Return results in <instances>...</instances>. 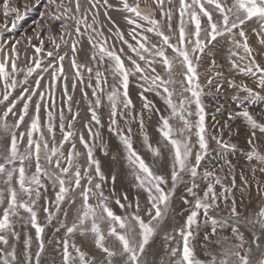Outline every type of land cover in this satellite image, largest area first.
<instances>
[{"label": "snow or ice", "instance_id": "obj_1", "mask_svg": "<svg viewBox=\"0 0 264 264\" xmlns=\"http://www.w3.org/2000/svg\"><path fill=\"white\" fill-rule=\"evenodd\" d=\"M153 2L166 18V23L163 25L160 20L153 17V10L141 9L140 0H134L132 4L128 0H119L118 10L128 14L125 17L127 24L133 26L129 31V36L135 43H129L124 38L123 32L117 31L116 35L135 54L136 58L132 56L122 58L124 49L114 50L115 46L108 47L103 30H97L95 27L98 23L96 19L99 15L98 6L102 3L105 8H112L113 5L109 4V0H86L87 9H84L81 0H36L34 9H45L39 16L40 20H43L49 27L42 28L39 20L34 21L39 29L37 32L39 46L34 47V55L31 57V64L26 65V71L25 68L17 65L20 52L16 46L21 41L15 40L7 54H5L3 43H0V81L3 82L4 88L0 103L8 101L6 110L0 116V180L5 186L0 188V264H33V261L35 264H41V255L45 251V227L38 222L36 204L41 197L42 190H47V181H50L56 190L57 213L65 200L69 205H73L76 203L75 197L80 199L79 206L74 209L72 223H67L68 213L65 211L64 220L59 222L56 231L59 232L63 228L66 237L77 233L85 238L91 237L94 250L99 252L98 257L90 255L82 251L81 247L74 242L70 243L68 239L62 238L60 241L62 264H149L146 257L150 242L162 230V221L170 209V200L175 194L176 185L183 182L186 175L191 177V183L186 185V189L193 200L185 198L184 204H192V208L184 224L178 230L180 242L170 247L168 251L166 264H264V184L256 182L258 202L246 209L238 210L236 198L230 195L232 189L236 187L234 166L230 160H226V174L221 177L215 172L203 171L202 179L208 183L202 193L196 191L199 187L196 184V178L200 175L201 162L209 152L205 123L206 112L201 99L204 90L197 72L199 59L205 54L208 43L216 41L219 36H230L237 49L230 52L231 56L249 62L245 68L241 69L237 60L233 59L232 67L244 72L245 75L255 76L258 73L259 87L264 90V67H261L252 55L253 49L248 43L244 30L248 22L258 25V28L253 31L259 37V44L264 45V0H231L230 3L226 0H178L174 6L173 0H153ZM165 3L169 5L168 9L164 8ZM21 7L26 10L24 13H21ZM29 8L33 6L27 2L12 6L9 2H3L2 14L5 23L0 24V29L14 30L17 27L16 21L23 19ZM175 10H178L179 26L176 41L172 42V36L165 34L163 28L167 27L171 33V20ZM87 11H93L91 23H88ZM214 13L218 20L213 19ZM9 17L12 18L10 28L7 23ZM185 17L188 18L187 21ZM202 17L206 18L207 27L205 28H202ZM65 18L75 21L74 31L77 34V40L70 45L72 52L70 66L74 70L72 91L76 90L77 83L92 89L91 98L87 92H82L90 111L85 124L90 139H85L83 133L77 136L73 130V125L76 119L80 118V113L79 111L72 113V95L69 94L68 77L65 75L63 65L67 53L59 55L60 44L56 42L57 37L52 34L51 25L55 23L62 32L59 40L65 44L68 43L64 37L65 35L70 36L71 33L65 31L68 27L64 23ZM141 21L146 22L148 27L145 28ZM189 24L194 25L192 32L186 31ZM80 25H84L86 31L91 30L88 39L94 51L89 59L95 67L77 62L75 54L81 35ZM138 29L145 33H153L160 37V41L150 42L147 35L137 32ZM44 33L48 34L49 41L57 50L55 54L57 64L49 61L47 66L41 68V61L35 54L44 51L42 38ZM92 34L101 39L95 40ZM236 36H239L241 40H237ZM31 39V37H26L25 43L31 45ZM0 40H2V33H0ZM168 49L172 52L171 56L168 54ZM241 49L245 54L243 56L240 55ZM46 55L53 57L54 53L48 51ZM125 60L128 61L129 66L127 67ZM138 60L144 61L147 68H142ZM157 63L162 66L166 76L157 72L154 66ZM214 66L215 60L212 61V67ZM38 69L41 72L50 73L48 90L45 92L40 91L43 75L38 74L33 85H28V78ZM149 71L155 75L149 76L147 74ZM177 71L181 76L179 80L175 79ZM84 72L88 73V81L84 79ZM20 73H24L25 87L21 90L22 94L15 98L16 102H12L9 100L11 95L9 89L17 88L19 81L16 77ZM105 73L110 74L113 79L111 91L108 92L104 87L108 82V75ZM137 73L139 79L144 81L141 85L143 89L140 94L142 106L138 121L137 117L132 114L134 105L128 93L129 77ZM215 75L219 76L220 73L217 72ZM56 82L62 85L61 107L58 109L61 131L59 142L56 141L55 136L56 113L52 111L56 104L51 89ZM212 83V79L207 81L209 86H212ZM176 85L180 86L179 94H177ZM33 86L35 91L32 90ZM230 86L246 94L245 100H241L239 96L235 98L242 109L230 118H243L252 130L251 137L247 141L250 148L245 152V158L249 162L256 161L259 171L264 174V150L259 149L255 141L257 131L264 134V122H258L244 106L246 102L254 104L257 100H264V96L244 85L238 86L230 83ZM220 87L222 86L217 85L216 90L219 91ZM145 92H152L160 97L167 109V115L161 114L158 117L159 137L155 141V146L146 133L143 135L144 146L152 156L151 162H147L134 148L131 138L132 128L128 126L122 129L117 120L120 116L128 125L137 121L139 130L143 132L144 110H147L149 117L160 111L144 95ZM33 96L38 101L34 104ZM46 96L49 104L46 109L47 122L42 126L40 112ZM63 98L67 100L68 112L71 114L67 125L64 123ZM20 101H24L21 110L15 113L16 121L10 125L8 117L13 114L16 103ZM105 101H107L106 104ZM193 104L195 110L192 108ZM30 105L34 109L32 116H29ZM104 106L109 109L108 131L117 136L124 146L126 150L124 158L137 182L136 186L147 194V206L143 209V216L140 214L139 200L136 201L134 212L121 216L114 213L109 206L108 197L104 195L102 182L105 176L101 173L99 160L94 158L95 141L101 134L98 128L93 130V124L103 126L98 109ZM193 116L197 117L195 121L190 119ZM25 117H29L30 123L25 124ZM22 124L25 125L26 131L18 135L17 130ZM193 135L197 137L199 149L195 156H193ZM25 136L27 137L26 148L21 153L19 143L24 141ZM77 139L85 150L83 153L86 157L84 171H81V153L76 148ZM212 139L222 150L221 155L224 152L236 151V146L225 142L222 136H213ZM64 144H68L69 148L64 149ZM105 155H107L106 146ZM162 157L170 165L171 187L167 189L165 186L168 185L169 178L153 170L154 166L160 164ZM42 160L43 163H41ZM33 167L34 171H30ZM93 170L99 177V182L95 184L90 174ZM250 171L254 177L256 170L250 169ZM114 179L113 177V181ZM229 179L230 183L225 184L224 181ZM82 180L84 184L81 183ZM240 180L243 190H247L250 187L248 177L241 173ZM217 185L221 189L219 193L216 191ZM77 189L79 191H76ZM230 198L231 204L229 205ZM124 199L127 197L125 196ZM221 199L227 208V214L225 216H220L218 213L210 215L211 210L221 208ZM90 200L93 202L90 203ZM115 203L121 208L131 207V205L122 204L119 199H116ZM21 211L26 213L27 217L21 216ZM44 211L47 213L48 224L57 219L56 214L50 211L47 205L44 206ZM17 219L21 222L26 219L27 223L35 229L37 241L35 253L32 252L31 236L26 237L23 247L17 250L15 242L21 239L15 228ZM209 224L211 227L207 229ZM202 227L206 229L202 244L206 250V259L203 260L197 258L193 243ZM224 229H227L226 233L223 232ZM246 232L248 233L247 238ZM210 237L215 239H210ZM109 239L115 242V246L108 243ZM164 239L175 240V236L168 234ZM210 244L215 245V248L209 249Z\"/></svg>", "mask_w": 264, "mask_h": 264}, {"label": "rangeland", "instance_id": "obj_2", "mask_svg": "<svg viewBox=\"0 0 264 264\" xmlns=\"http://www.w3.org/2000/svg\"><path fill=\"white\" fill-rule=\"evenodd\" d=\"M3 2H9L10 6L15 4H24L25 2L29 3L33 6V8H29L27 10V15L24 16L23 19L16 21L17 27L14 30L9 31L8 29H0V33H2V40L0 43H3L5 54L8 53L9 47L15 40H20L21 43L17 45V49L20 52V59L17 61L18 67L25 68L26 65L31 64V57L34 55V47L39 46V40L37 39V32L39 29L37 28L36 23L34 21L39 20L40 26L42 28H47L49 25L45 24L43 20H40V13L45 11L44 8L34 9L36 4V0H0V24L5 23L3 14H2V4ZM130 4L134 3V0H128ZM178 2V0H173V6ZM227 3H230L231 0H226ZM81 4L83 5L84 9L88 8V4L86 0H81ZM109 4L113 5L112 8H105L102 3L98 6L97 10L99 15L96 17L98 23L95 25L97 30H103L104 37L107 38L108 47L115 46L114 50H118L120 48L124 49L123 56H132L135 57V54L130 51L126 44H123L118 36L116 35L117 31L124 33V38L129 41V43H135L131 40L129 36V31L133 27L127 24L125 17L128 15L125 12H122L119 9V0H109ZM140 6L142 10H153V17L161 21L162 25L166 23V18L161 14V12L156 8L155 3L153 0H140ZM165 9L169 8V5L165 3ZM26 10L21 7V13H24ZM96 11V10H94ZM79 16V14H77ZM88 23H91L93 18V11L86 12ZM110 18V19H109ZM187 17L185 20L187 21ZM214 20H218L217 15L214 13L213 15ZM206 18L202 17V28L207 27ZM12 18L9 17L7 23L9 28L11 26ZM64 23L68 25L67 29L65 30L68 33H71L70 36L65 35L64 39L68 41L67 44L63 43L59 40V36L62 35L61 28L57 24H52V34L57 37L56 42L60 44L59 48V55H64L65 60L63 61L64 65V72L65 75L68 77V84H69V94L72 95V113L79 111L80 118H77L74 125L73 130L76 132L77 136L80 133H83L85 139H90L87 130L85 129V124L88 121L90 116V111L88 109V102L82 96V92H87L89 94V98H91L92 89L86 87L84 84L77 83V87L75 91H72L71 84L73 82V72L74 70L70 66V58L72 56L70 45L73 41L77 40V34L75 33V21L74 20H67L64 19ZM143 26L146 28L148 27L147 23L141 21ZM172 31L169 33L167 27L163 28L165 34H170L172 36V42L176 41V33L178 32L179 26V19H178V10L174 11L172 20ZM81 27V35L79 36V42L77 43V52L75 54L77 62L81 64H88L89 67H95L93 62H90V57L93 54L94 49L92 48L91 44L89 43V34L91 30H85L84 25H80ZM258 28V25L254 24L253 22H248L244 26V30L248 37V43L250 47H252L253 52L252 55L255 57L256 62L264 67V45L259 44V37L255 34L253 29ZM194 30V25L189 24L186 31L192 32ZM138 33L141 35H147L149 41L152 43H158L160 41V37H157L153 33H145L142 30L138 29ZM94 39L99 41L101 38L92 34ZM203 36V33H202ZM31 37V45L25 43V38ZM44 41V51L40 54H35L41 61V68H44L49 64L51 61L53 64H57V60L55 58L56 49L54 45L49 41L48 34L44 33L43 36ZM237 40H241L239 36H236ZM190 46V45H189ZM236 47L232 43V38L230 36H219L217 37L216 41H211L208 43L207 47L205 48V54L200 57L199 59V66L197 68V72L200 76V84L203 86V96L201 97L202 102L205 106L206 118L205 123L207 127V138L209 143V152L208 155L204 158L201 162L200 166V175L196 178V184L199 187L196 189L198 193H202L205 189V185L208 181L202 179V173L205 170L215 172L216 175L223 177L227 172V165L225 163L226 160H230L232 165L234 166V171L236 175V187L232 189L231 196H234L237 201L238 210L246 209L250 207L252 204L258 202L259 197L256 195V182L259 181L261 184H264V174H261L259 171V165L256 161L249 162L245 158V152H247L250 148V145L247 143L249 138L251 137L252 130L247 125V123L241 117L230 118L234 113L240 111L242 106L238 104L235 100L237 96L240 97L241 100H245L246 94L239 90L238 88H234L230 86V83L235 85H244L248 88L259 92L261 96H264V90H261L258 84L259 81V74L252 76V75H245L244 72L234 69L232 67V60L236 59L240 65V68H245L249 62L248 60H239L237 57L231 56V51H236ZM48 51H52L54 53L53 57H48L46 53ZM169 56L172 55L170 49L167 50ZM240 55H245L240 50ZM158 59V58H157ZM215 60V66L212 67V61ZM142 68H147V65L144 61L138 60ZM126 67L128 65V61L125 60ZM107 65H105L106 67ZM156 70L161 75L166 76L162 66L157 63L154 65ZM255 70V69H254ZM83 71V69H81ZM220 73L219 76H216L215 73ZM39 75H43L44 79L41 80V92H45L48 90V82L50 80V73L48 72H41L39 69L37 72L33 73L31 77L28 78V85L32 86L33 81L37 79ZM108 75V82L104 86L105 91H111V85L113 84V79L110 74L105 73ZM149 76L155 75L150 71L147 73ZM181 78L179 71L175 73V79L179 80ZM16 79L19 81L18 86L15 90L9 89L11 93L9 100L12 102H16V97L21 93V90L25 85L23 84L24 80V73H20ZM84 79L88 81V73L84 72ZM212 79V86L207 84V81ZM93 83H95L93 81ZM144 84V81L139 79V74H135L129 77V87L128 93L129 97L132 100L134 105L132 114L137 117V121L139 119V115L141 113V106H142V99H141V92L143 91L141 85ZM220 85V90H216V86ZM177 94H179L180 86L176 85ZM61 89L62 85L59 82H56L53 85L51 91L54 93L55 96V104L56 107L52 109L54 113H56L55 124L57 125L55 136L56 141L59 142L61 139V131L59 128L60 119H59V112L58 109L61 107ZM32 90L35 91L34 86ZM4 92L3 82L0 81V100H2V94ZM145 96L148 97L149 100L153 102L155 107L160 111L158 113L151 114L149 117V113L147 110H144V130L141 132L138 128L137 121L131 122L130 125L126 124L124 119L120 116L117 117L118 122L120 123L121 128H126L130 126L132 128V142L134 148L145 158L147 162H151L152 156L151 153L147 151L143 143V135L146 133L150 140L153 142L155 146V141L159 137V133L157 131V121L159 115H167V109L164 104V101L156 96L152 92H145ZM33 104L38 102L35 96L32 97ZM63 110L65 115L64 123L67 125L70 120L71 114L68 112V102L66 98H63ZM24 101H20L16 103V108L13 110V114H10L8 117V123L11 125L16 121L15 113L21 110L22 103ZM107 101H105V104ZM8 105V101H4L0 103V116L3 115V112L6 110V106ZM48 98L45 97V102L41 106V124L42 126L46 125L47 117H46V109L48 108ZM250 114L253 115L254 118L257 119L258 122H264V100H257L254 104L245 103V105ZM193 110H195V105H192ZM219 109V110H218ZM34 112L33 106L30 105L29 107V116H32ZM98 114L100 115L102 127L95 126L93 124V130L98 128L100 132V137H98L95 141L96 147L94 149V158L99 160L100 162V170L101 173L105 176V180L102 182V189L104 195L108 197L109 206L112 208L114 213L117 215H126L128 213H132L135 211V204L136 201L139 200L140 203V214L143 216V209L147 206L146 202V192L143 189L138 188L136 186V181L132 175V172L128 166L127 160L124 158L126 154V150L124 146L120 143L117 136L113 133L108 131V121H109V109L107 106L101 107L98 109ZM190 119L195 121L197 117L193 116ZM30 123L29 117H25V124ZM46 133V127L44 128ZM25 125L22 124L20 128L17 130V134L21 132H25ZM195 131V130H194ZM47 134V133H46ZM220 135L222 139L229 143L234 144L236 146V151L232 153L224 152L221 155L222 150L216 144V141L212 139L213 136ZM264 134L256 132L255 141L256 145L259 149L264 150ZM26 140L27 137L25 136L24 141L19 143V150L21 153L24 152L26 148ZM6 143V141L4 142ZM193 147V156L197 153L198 144H197V137L193 135L192 137ZM51 144V140H50ZM105 146L107 148V155H105ZM64 149H68L69 145L64 144ZM76 148L77 151L81 153L80 156V165L81 171H84L85 167V160L86 157L83 155L85 150L83 146L79 143V140H76ZM43 163V160L41 161ZM94 169V166H93ZM250 169H255V176L253 177L252 171ZM154 172L158 174L165 175L166 178H169V171L170 165L167 161L162 157L160 160V164L154 166ZM30 171H34V167L30 169ZM243 173L244 176L248 177L250 182V187L247 190H243L240 175ZM93 176V184L99 182V177L96 176L94 170L90 173ZM113 177L115 178L113 181ZM84 184V180L81 181ZM191 183V177L185 176L183 182L176 185L175 194L171 197L170 200V209L162 221V230L157 233L156 236L153 237L152 241L149 245V251L147 255V260L149 264H166L168 260V251L170 247H174L177 243L180 242V237L177 234L179 228L184 224L189 211L192 208V204H184V199L187 198L188 200H193L191 196L188 195L186 185ZM225 184L230 183L229 180L224 181ZM5 187L0 180V188ZM166 189L171 187V180L169 178L168 185L165 186ZM76 191H79L78 189ZM216 191L219 193L221 191L220 186H216ZM55 195L56 190L52 186L50 181H47V190H42L41 197L36 204V210L38 214V222L45 227L44 232V240H45V251L41 255V264H62V247L60 241L62 238H66L69 240L70 243L74 242L77 246L81 247L82 251H86L90 255L99 256L98 250H94V245L91 237L85 238L81 236L79 233L74 234L71 237L65 236V230L63 228L60 229L59 232L56 231V228L60 221L64 220L63 213L67 211V223L71 224L73 217H74V209L77 208L80 204L79 197H75L76 203L73 205H69L67 200L60 206V210L57 213L56 205H55ZM74 196V194H70ZM127 199H124V197ZM119 199L122 204L131 205V207L121 208L119 205L115 203V200ZM93 202L90 200V203ZM228 204H231V198L228 201ZM47 205L49 210L56 214L57 219H54L51 224H48L46 221V215L44 211V206ZM221 208L218 210H211L210 215L218 213L220 216H225L227 214V208L224 205V201L220 200ZM21 216L27 217V214L21 211ZM16 219V218H14ZM147 219V217H145ZM202 219V217H201ZM210 224L207 226V229H210ZM16 231L19 233L21 239L19 242H15L17 250L19 251L20 248L23 247V242L26 237H32V252L35 253L37 250V241L35 238V229L32 228L25 219L23 222L17 219L15 225ZM205 228L202 227L200 234H198L193 243L195 244V252L196 256L199 259H206L205 255V248L202 247L203 244V234L205 232ZM224 233L227 232V229L223 230ZM174 235L175 240H165V235ZM246 238L248 233H245ZM210 239H215L214 237H210ZM108 243L112 246H115V242L109 239ZM209 249H214L215 245H209ZM71 251V249H70ZM180 255L179 253L177 254ZM35 264V261H33Z\"/></svg>", "mask_w": 264, "mask_h": 264}]
</instances>
